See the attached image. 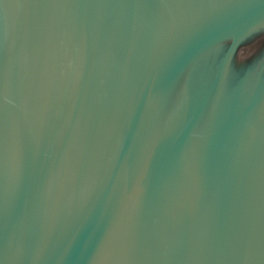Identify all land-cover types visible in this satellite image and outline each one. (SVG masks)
<instances>
[{
    "label": "water",
    "instance_id": "obj_1",
    "mask_svg": "<svg viewBox=\"0 0 264 264\" xmlns=\"http://www.w3.org/2000/svg\"><path fill=\"white\" fill-rule=\"evenodd\" d=\"M261 31L264 0H0V264H264Z\"/></svg>",
    "mask_w": 264,
    "mask_h": 264
},
{
    "label": "flooded vegetation",
    "instance_id": "obj_2",
    "mask_svg": "<svg viewBox=\"0 0 264 264\" xmlns=\"http://www.w3.org/2000/svg\"><path fill=\"white\" fill-rule=\"evenodd\" d=\"M262 46L264 49V31L259 32L256 36L251 38L249 41L242 44L238 50L239 52H242L244 49L247 51H250L254 46ZM253 53V52H252ZM252 53H249V56L252 55Z\"/></svg>",
    "mask_w": 264,
    "mask_h": 264
}]
</instances>
